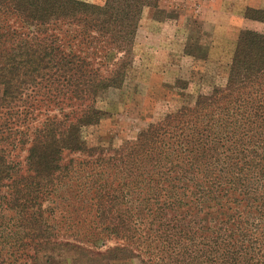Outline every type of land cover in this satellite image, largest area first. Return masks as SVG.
<instances>
[{
	"label": "trees",
	"instance_id": "1",
	"mask_svg": "<svg viewBox=\"0 0 264 264\" xmlns=\"http://www.w3.org/2000/svg\"><path fill=\"white\" fill-rule=\"evenodd\" d=\"M159 1L0 0L4 104L47 88V99L84 105L35 130L27 175L0 150V264L49 263L58 238L83 252L116 240L115 250L145 264H264V33L241 32L226 88L151 124L113 156H97L84 138L102 118L99 95L123 89L143 11ZM245 17L264 23V10ZM65 151L90 158L65 166ZM83 168L69 188L79 205V189L90 195L95 220L83 228L69 216L64 230L52 198Z\"/></svg>",
	"mask_w": 264,
	"mask_h": 264
},
{
	"label": "rangeland",
	"instance_id": "2",
	"mask_svg": "<svg viewBox=\"0 0 264 264\" xmlns=\"http://www.w3.org/2000/svg\"><path fill=\"white\" fill-rule=\"evenodd\" d=\"M81 1L104 5L106 0ZM249 8L264 10V0H160L157 8H145L123 89L102 92L96 99L101 120L83 129L85 140L97 149V156H113L135 142L151 124L185 106L193 107L201 95L226 88L241 32L264 33V23L245 17ZM32 90L24 93L19 104L8 106L4 104V86L0 85V150L20 175L28 173L26 151L35 130L48 119H62L65 115L73 118L84 107L82 103H68L62 97L47 99V88ZM89 158L87 154L65 151L63 164L68 166L74 160L77 167ZM85 175L84 168L75 169L63 189L52 198L57 208L54 218L64 230L69 216L77 221L83 219V228L95 220L88 202L90 195L79 189L78 196L83 201L79 205L75 202V190L71 191ZM5 190L4 194L8 193ZM74 203L79 208L76 214L72 212ZM4 208L0 207L3 215ZM56 240L57 249L50 252L54 259L49 263L43 259L44 264H145L135 252L120 254L115 250L119 247L116 240L107 242L102 249L86 252L69 248L73 243L67 242V238ZM114 257L119 259L112 260Z\"/></svg>",
	"mask_w": 264,
	"mask_h": 264
},
{
	"label": "crops",
	"instance_id": "3",
	"mask_svg": "<svg viewBox=\"0 0 264 264\" xmlns=\"http://www.w3.org/2000/svg\"><path fill=\"white\" fill-rule=\"evenodd\" d=\"M152 36H153V35L150 36V39H151V40H153V37H152Z\"/></svg>",
	"mask_w": 264,
	"mask_h": 264
}]
</instances>
